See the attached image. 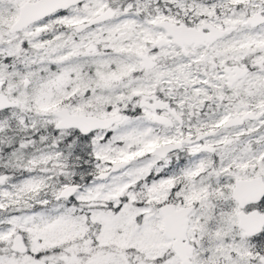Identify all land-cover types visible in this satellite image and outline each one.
Instances as JSON below:
<instances>
[{"label": "snow or ice", "instance_id": "snow-or-ice-1", "mask_svg": "<svg viewBox=\"0 0 264 264\" xmlns=\"http://www.w3.org/2000/svg\"><path fill=\"white\" fill-rule=\"evenodd\" d=\"M0 264H264V0H0Z\"/></svg>", "mask_w": 264, "mask_h": 264}]
</instances>
